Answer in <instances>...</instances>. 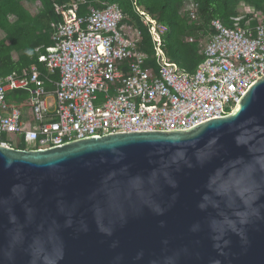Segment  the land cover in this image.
Returning a JSON list of instances; mask_svg holds the SVG:
<instances>
[{
    "label": "water",
    "instance_id": "obj_1",
    "mask_svg": "<svg viewBox=\"0 0 264 264\" xmlns=\"http://www.w3.org/2000/svg\"><path fill=\"white\" fill-rule=\"evenodd\" d=\"M0 264H264V76L186 131L0 147Z\"/></svg>",
    "mask_w": 264,
    "mask_h": 264
},
{
    "label": "built area",
    "instance_id": "obj_2",
    "mask_svg": "<svg viewBox=\"0 0 264 264\" xmlns=\"http://www.w3.org/2000/svg\"><path fill=\"white\" fill-rule=\"evenodd\" d=\"M86 4L54 5L61 21L51 25L54 46L39 56L44 72L32 66L0 78V147L48 150L118 133L186 131L230 115L264 76V17L244 4L231 28L211 22L194 75L168 61L162 24L137 10L151 37V65L141 30L117 5L80 16ZM182 14L196 23V3Z\"/></svg>",
    "mask_w": 264,
    "mask_h": 264
},
{
    "label": "trees",
    "instance_id": "obj_3",
    "mask_svg": "<svg viewBox=\"0 0 264 264\" xmlns=\"http://www.w3.org/2000/svg\"><path fill=\"white\" fill-rule=\"evenodd\" d=\"M190 1L197 5L196 23L182 14L184 5ZM68 2L69 0H0V78L12 73L23 75L32 66H37L44 72L45 65L39 62V56L54 46L51 25L61 21L55 13L54 5ZM242 4L264 17V0H87L79 15H85L89 8L102 10L106 6L117 5L125 17L124 22L141 30V50L149 56L148 64L153 65L155 57L152 41L141 23L137 12L140 10L166 27L163 50L168 61L185 73L194 75L203 61L202 41L212 34L211 22L220 20L225 27L231 28V19L239 15ZM14 54L17 59H14ZM52 79L57 81L58 74ZM17 149L23 147L18 146Z\"/></svg>",
    "mask_w": 264,
    "mask_h": 264
},
{
    "label": "rangeland",
    "instance_id": "obj_4",
    "mask_svg": "<svg viewBox=\"0 0 264 264\" xmlns=\"http://www.w3.org/2000/svg\"><path fill=\"white\" fill-rule=\"evenodd\" d=\"M190 40V39H189ZM206 43V41H202V44L204 45ZM14 59H17L16 55L14 54Z\"/></svg>",
    "mask_w": 264,
    "mask_h": 264
}]
</instances>
